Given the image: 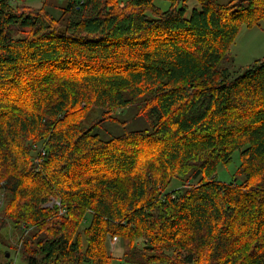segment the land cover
Returning <instances> with one entry per match:
<instances>
[{"label": "trees", "instance_id": "1", "mask_svg": "<svg viewBox=\"0 0 264 264\" xmlns=\"http://www.w3.org/2000/svg\"><path fill=\"white\" fill-rule=\"evenodd\" d=\"M155 1L0 0V264H264V62L229 55L264 0Z\"/></svg>", "mask_w": 264, "mask_h": 264}, {"label": "rangeland", "instance_id": "2", "mask_svg": "<svg viewBox=\"0 0 264 264\" xmlns=\"http://www.w3.org/2000/svg\"><path fill=\"white\" fill-rule=\"evenodd\" d=\"M30 1L34 2L32 3L33 7L40 8L41 3L44 2L45 0H30ZM230 1L231 0H218L220 5H226ZM155 4L162 11H166L170 8L171 2L170 0H156ZM229 55L231 59L233 60V66H232V69L230 70L233 76L244 73L251 66L259 62H264V23H261L253 27L242 25L239 29L237 36L235 37L234 42L229 48ZM134 114L135 112L133 109H128L124 113H121L118 119L127 121L125 126L121 127V126H116V124L115 125L107 124L105 126L106 132L104 133L107 136H110V135L116 136V135L123 134L126 131L131 130L132 128H144L145 126H144L143 120L141 118H134ZM100 116H101V113L99 110H93L91 114L89 115V118L85 121L84 125L85 126L89 125L93 120L100 118ZM237 155L235 154L233 156V161L230 164V166H228L227 168H225L224 166H220L218 168L217 179L219 181L223 183H229L232 180L234 174L236 173V169L239 165ZM144 166L146 168H150V165L148 163H146ZM159 171H158L159 176L164 173L161 171V169ZM181 187H182V182L178 179H175L171 181L170 185L168 186V190L170 191L178 190ZM4 233L6 237L12 238L11 236H13L12 229L6 230ZM112 242L115 244H113ZM7 243H11L12 245L13 243L12 239L11 241H8ZM108 247H109L110 253H113L112 254L114 258L113 264H121V263L140 264L134 259L123 257V252H122V249L120 248L119 240L117 238L115 239L110 238ZM17 249H18V246L16 245H15V250L8 249V247L1 246V252H3L4 254L8 252L6 254L7 258L15 257L18 251ZM1 262L3 264H6L4 263L5 262L4 259H1ZM17 263L21 264L20 261H18Z\"/></svg>", "mask_w": 264, "mask_h": 264}, {"label": "built area", "instance_id": "3", "mask_svg": "<svg viewBox=\"0 0 264 264\" xmlns=\"http://www.w3.org/2000/svg\"><path fill=\"white\" fill-rule=\"evenodd\" d=\"M41 162H42V160H37V163H38V164H40ZM54 204L57 205V206H59V207L61 206V202H60V201L53 200L52 203L50 204V206H53ZM64 213H65L64 210H60V214H64ZM114 239H115V238H114ZM113 242H114V240H113ZM113 242H112V243H113ZM113 244H115V243H113ZM113 244H112V245H113ZM122 264H126V263H122Z\"/></svg>", "mask_w": 264, "mask_h": 264}, {"label": "water", "instance_id": "4", "mask_svg": "<svg viewBox=\"0 0 264 264\" xmlns=\"http://www.w3.org/2000/svg\"><path fill=\"white\" fill-rule=\"evenodd\" d=\"M9 257V256H8Z\"/></svg>", "mask_w": 264, "mask_h": 264}]
</instances>
